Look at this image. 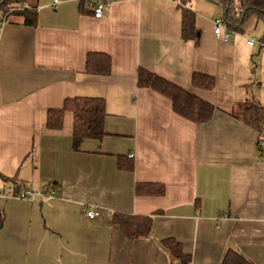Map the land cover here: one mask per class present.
Here are the masks:
<instances>
[{
  "label": "crops",
  "instance_id": "0c3cea01",
  "mask_svg": "<svg viewBox=\"0 0 264 264\" xmlns=\"http://www.w3.org/2000/svg\"><path fill=\"white\" fill-rule=\"evenodd\" d=\"M25 4L36 6V26L16 15L0 26V174L22 182L18 191L46 185L55 195H0V264H218L229 249L264 264L259 132L232 116L249 95L264 105V46L247 44L264 40V23L252 14L223 42L213 33L223 5L189 0L196 43L181 39L178 0H112L100 18L79 0ZM89 51L110 56L109 74L85 72ZM139 67L214 105L211 120L190 121L137 87ZM194 73L214 77L213 88L193 87ZM67 97L105 101L106 134L76 151L72 112L61 129L46 127L47 110ZM119 156L133 169H120ZM138 183L164 193L138 195ZM116 211L151 215L150 234L125 237L111 223ZM165 238L190 261L173 257Z\"/></svg>",
  "mask_w": 264,
  "mask_h": 264
},
{
  "label": "trees",
  "instance_id": "16d2710c",
  "mask_svg": "<svg viewBox=\"0 0 264 264\" xmlns=\"http://www.w3.org/2000/svg\"><path fill=\"white\" fill-rule=\"evenodd\" d=\"M25 1L27 0H0V21L6 20L10 15H16L21 17L23 24L36 26V6L27 5L25 9H18V6L25 3ZM89 1L93 2V0H79V10L81 12H86V5ZM188 1L178 0L182 14L181 39L183 41L193 39L197 43L198 31L195 28V13L187 5ZM212 1H218L223 5V22L230 30L240 31L243 23L252 14L256 15L264 23V0ZM12 7L14 10L10 11ZM236 9H239V11ZM260 40L264 42L263 39ZM110 70L111 58L107 53L98 51L86 53L85 72L107 75L110 73ZM136 84L139 88H149L169 98L175 113L195 123L210 121L215 112V106L208 101L145 68L139 67L137 69ZM214 84L215 79L212 76L200 73L192 74L191 85L193 87L209 90L213 88ZM237 109V112H232V116L240 119L246 125L259 132L258 143L264 135V105L252 95H249L245 101L237 105ZM65 111H70L73 114L72 146L75 151L78 150L79 144L83 139L99 140L106 134L104 128L106 116L104 99L97 97H67L63 100V105L60 108H50L47 110L46 127L55 130L61 129ZM118 167L130 171L133 169V162L123 161L122 157L119 156ZM0 181L11 183L9 190L11 194L24 186L15 177L8 178L2 174H0ZM135 193L138 195H162L164 193V185L158 183H138L135 186ZM152 222L153 217L151 215H131L117 211L111 214V223L117 224L125 237L130 240L148 236L151 232ZM160 243L173 257L185 263L190 261V256L182 252L181 243L175 239L165 238ZM218 264L254 263L236 251L229 249Z\"/></svg>",
  "mask_w": 264,
  "mask_h": 264
},
{
  "label": "built area",
  "instance_id": "2783aa9c",
  "mask_svg": "<svg viewBox=\"0 0 264 264\" xmlns=\"http://www.w3.org/2000/svg\"><path fill=\"white\" fill-rule=\"evenodd\" d=\"M111 1L112 0H93V2L89 1L90 5L93 8V16L96 18H100L103 15L104 8L106 6H108L111 3ZM26 7H27V5L25 3H22L18 6V9H25ZM11 10H14V8L13 7L10 8V11ZM236 10L239 11V9H236ZM2 23H3V21H0V26ZM213 33H214L216 38L222 40L223 42H228L230 40V35L232 32L224 24L222 16H220L214 20ZM247 44L251 45V46L255 45V44H259V45L264 46V42H261V41L257 40L256 38L247 39ZM258 150H259L261 159L264 161V135L261 138V140L258 142ZM132 156H133L132 154L128 155V157H132ZM9 190H10V187L9 188H1L0 189V195L8 193V194L15 196L17 198L27 199V200H31L37 195H39V196H47V195L53 196V195H55V191L52 189H49L46 185L42 186L40 189H31V188L26 187L23 190L14 191L12 194L10 193ZM85 213L90 218H93L94 216H97L99 214L93 208L86 209Z\"/></svg>",
  "mask_w": 264,
  "mask_h": 264
}]
</instances>
